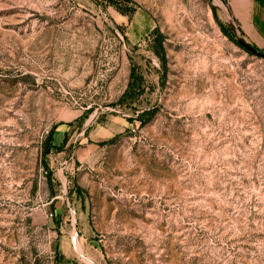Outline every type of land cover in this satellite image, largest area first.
Listing matches in <instances>:
<instances>
[{
	"label": "rangeland",
	"instance_id": "rangeland-1",
	"mask_svg": "<svg viewBox=\"0 0 264 264\" xmlns=\"http://www.w3.org/2000/svg\"><path fill=\"white\" fill-rule=\"evenodd\" d=\"M128 6L0 0V264H264V58L228 0Z\"/></svg>",
	"mask_w": 264,
	"mask_h": 264
},
{
	"label": "trees",
	"instance_id": "trees-1",
	"mask_svg": "<svg viewBox=\"0 0 264 264\" xmlns=\"http://www.w3.org/2000/svg\"><path fill=\"white\" fill-rule=\"evenodd\" d=\"M105 2L109 5H112L115 7V9L117 11H119L122 15H129L134 11V8L132 6H128V2L129 0H105ZM262 5L264 6V0H261ZM212 9L214 10L215 7L213 6ZM220 28L221 30L224 32L225 35H227L230 39H234L233 35H232V31L233 28L230 25H225L221 22H219ZM238 30L239 27L237 28ZM154 42L156 44V48L154 49L155 54L159 57V59L161 61H163V46H162V36L158 33H156L155 37H154ZM236 44L244 49L246 52L250 53L249 51H247L244 47H242L238 42H236ZM254 47H256L257 49H259L260 51L264 52L262 49L258 48L257 46H255L254 44H252ZM252 54V53H250ZM142 77L139 74L136 65H132L131 69H130V75H129V81L128 84L126 86V89L124 90V92L122 93V95L119 97V99L117 100V103L119 105H123V106H127L130 105L131 106V102L137 100L139 98V96L144 92V88L142 87ZM154 113V110H145L143 112H141L140 114H138V118L141 120V122H144V117H152ZM85 115H82L79 119L78 122L81 123L82 120L85 118ZM53 130L52 129L46 139L44 140V143L42 145V149H41V162L42 165L45 169L48 170V165L44 159V157L49 154L50 149L54 146L52 143V134H53ZM66 137H64L65 139ZM48 172V171H46ZM77 195V197H79L80 199L82 198L83 194H85V191L82 187H80L79 185H75L74 189H73ZM71 191H69L70 193ZM59 259L55 260V262L53 264H56L58 262ZM35 264H42L39 261H36Z\"/></svg>",
	"mask_w": 264,
	"mask_h": 264
},
{
	"label": "crops",
	"instance_id": "crops-1",
	"mask_svg": "<svg viewBox=\"0 0 264 264\" xmlns=\"http://www.w3.org/2000/svg\"><path fill=\"white\" fill-rule=\"evenodd\" d=\"M231 14L239 21L242 33L264 51V6L261 0H228Z\"/></svg>",
	"mask_w": 264,
	"mask_h": 264
},
{
	"label": "water",
	"instance_id": "water-1",
	"mask_svg": "<svg viewBox=\"0 0 264 264\" xmlns=\"http://www.w3.org/2000/svg\"><path fill=\"white\" fill-rule=\"evenodd\" d=\"M230 24L233 28V30L235 31V26L233 25V23L230 21ZM236 41L242 46L244 47L247 51H249L250 53H252L253 55H257L259 57L264 58V52L260 51L259 49H257L256 47H254L251 43L245 41L243 38L241 37H236Z\"/></svg>",
	"mask_w": 264,
	"mask_h": 264
}]
</instances>
